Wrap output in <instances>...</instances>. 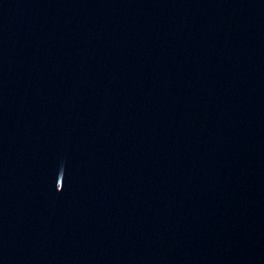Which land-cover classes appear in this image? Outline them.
I'll return each mask as SVG.
<instances>
[{
	"label": "water",
	"instance_id": "obj_1",
	"mask_svg": "<svg viewBox=\"0 0 264 264\" xmlns=\"http://www.w3.org/2000/svg\"><path fill=\"white\" fill-rule=\"evenodd\" d=\"M0 264H264V0H0Z\"/></svg>",
	"mask_w": 264,
	"mask_h": 264
}]
</instances>
